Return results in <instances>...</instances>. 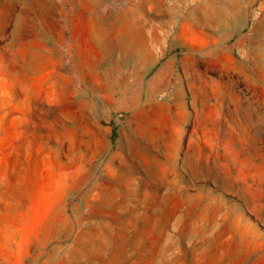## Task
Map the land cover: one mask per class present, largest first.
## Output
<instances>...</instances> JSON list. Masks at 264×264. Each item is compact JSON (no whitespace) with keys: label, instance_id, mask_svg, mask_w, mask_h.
<instances>
[{"label":"rangeland","instance_id":"1","mask_svg":"<svg viewBox=\"0 0 264 264\" xmlns=\"http://www.w3.org/2000/svg\"><path fill=\"white\" fill-rule=\"evenodd\" d=\"M0 264H264V0H0Z\"/></svg>","mask_w":264,"mask_h":264},{"label":"bare ground","instance_id":"2","mask_svg":"<svg viewBox=\"0 0 264 264\" xmlns=\"http://www.w3.org/2000/svg\"><path fill=\"white\" fill-rule=\"evenodd\" d=\"M64 88H65V87H64ZM66 88H68V87H66ZM145 116H146V115H145ZM164 118H165V117H164ZM162 119H163V117H162ZM162 119H160V120H162ZM160 120H159V121H160ZM165 120H166V119H165ZM144 121H145V120H144ZM151 122H152V123H151ZM153 122H154V121H150V124H154ZM162 122H163V121H161V123H162ZM147 123H148V122H147ZM155 123H156V122H155ZM157 123H158V122H157ZM159 123H160V122H159ZM164 123H165V122H164ZM157 125H158V124H157ZM162 125H163V124H162ZM164 125H165V124H164ZM158 126H159V125H158ZM164 127H166V126H164ZM126 205H127V204H126ZM124 206H125V205H124ZM116 207H117V206H116ZM110 209H111V208H110ZM115 209H116V208H115ZM117 209H118V208H117ZM119 209H120V208H119ZM126 210H127V208H126ZM132 211H133V210H132ZM120 212H121V211H120ZM127 212H128V211H127ZM127 212H126V213H127ZM121 213H122V212H121ZM127 214H128V213H127ZM115 215H116V214H115ZM125 215H126V214H124V216H125ZM111 216H112V215H111ZM119 216H121V215H119ZM133 218H134V217H133ZM117 219H118V218H117ZM117 219H116V220H117ZM136 219H137V218H136ZM138 219H139V218H138ZM138 219H137V220H138ZM113 221H114V220H113ZM128 221H130V220H128ZM133 221H134V220H133ZM121 222H123V221H121ZM128 223H129V222H128ZM135 223H136V221H135ZM125 224L127 225V223H124V225H125ZM129 224H130V223H129ZM137 225H138V223H137ZM120 226H121V225H119V227H120ZM134 226H136V225H134ZM151 227H152V226H151ZM151 227H150V229H149V228H148V229L151 230ZM121 230H122V229H121ZM149 230H148V231H149ZM118 232H119V231H118ZM123 233H124V231H123ZM133 233H135V232H133ZM124 235H125V234H124ZM124 246H125V248H126V245H124Z\"/></svg>","mask_w":264,"mask_h":264}]
</instances>
